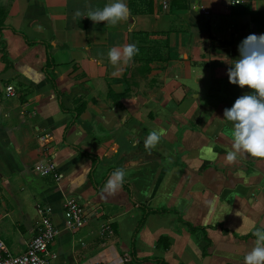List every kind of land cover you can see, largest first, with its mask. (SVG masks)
Returning <instances> with one entry per match:
<instances>
[{"label": "crops", "instance_id": "0c3cea01", "mask_svg": "<svg viewBox=\"0 0 264 264\" xmlns=\"http://www.w3.org/2000/svg\"><path fill=\"white\" fill-rule=\"evenodd\" d=\"M240 1L167 0L165 9L126 0L129 17L113 26L74 16L112 0H0V241L9 253L25 252L47 207L58 231L49 264H244L256 239L247 229L264 228V158L229 164L232 125L220 119L249 91L229 83L225 56L237 59L243 39L264 34V0ZM131 43L132 62H109L111 48ZM153 129L161 140L146 149ZM48 163L59 181L36 171ZM118 168L123 186L108 194ZM72 200L87 216L74 232L65 228Z\"/></svg>", "mask_w": 264, "mask_h": 264}, {"label": "clouds", "instance_id": "9594fccd", "mask_svg": "<svg viewBox=\"0 0 264 264\" xmlns=\"http://www.w3.org/2000/svg\"><path fill=\"white\" fill-rule=\"evenodd\" d=\"M130 9L126 0H112L103 9L77 10L75 17L90 19L94 24L105 22L117 25L128 19ZM239 56L230 59L225 56L228 64L227 76L229 83L240 89L249 91L238 97L231 108H226L221 121L231 123L228 135L232 139V150L228 151L225 160L229 164L237 162L238 157L246 154L252 158H264V34L259 36L250 34L238 45ZM139 54L135 43L128 44L119 50L116 47L108 51V60L111 64H128ZM162 131L153 129L145 139V148L154 149L160 142ZM206 151L210 158L212 149ZM126 173L123 169H116L104 185V191L114 194L121 189ZM255 239V246L244 257V264H264V228L249 227ZM195 247V245H193Z\"/></svg>", "mask_w": 264, "mask_h": 264}, {"label": "built area", "instance_id": "2783aa9c", "mask_svg": "<svg viewBox=\"0 0 264 264\" xmlns=\"http://www.w3.org/2000/svg\"><path fill=\"white\" fill-rule=\"evenodd\" d=\"M163 1V6L166 9V1ZM211 2L228 3L231 6L239 5L242 3L240 0H208ZM201 15L208 16V10L199 7ZM6 93L8 97L15 96V92L12 87H7ZM36 171L43 176L52 174L56 181H59L60 176L56 173V167L52 163L40 164ZM67 219L65 221V228L74 232L84 227L87 222V216L84 208L81 207L76 201H69L66 203ZM40 219L36 226V234L27 244L25 252L20 255H12L3 242L0 241V264H49L54 258V255L50 254V248L54 244L58 231L55 228L52 219L50 209L47 207H40L38 210ZM111 234V232H109Z\"/></svg>", "mask_w": 264, "mask_h": 264}]
</instances>
